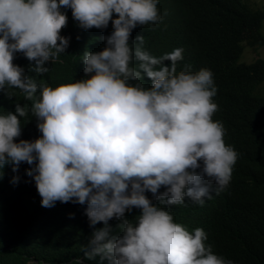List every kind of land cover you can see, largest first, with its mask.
Instances as JSON below:
<instances>
[{
    "label": "trees",
    "instance_id": "obj_1",
    "mask_svg": "<svg viewBox=\"0 0 264 264\" xmlns=\"http://www.w3.org/2000/svg\"><path fill=\"white\" fill-rule=\"evenodd\" d=\"M260 2L140 0L139 37L134 0H89L80 24L78 0H0L3 76L60 57L49 66L56 73L47 81L59 87L43 117L48 127L0 151V264H90L75 259L99 225L90 185L104 147L88 142L90 128L103 140L105 128L122 132L117 139L130 146L186 131L209 139L229 202L225 213L210 214L201 243L212 258L203 262L264 264V59L244 60L248 48L264 46ZM41 5H53L40 16L45 26L35 25ZM122 59L128 67L116 66ZM135 89L174 105L168 123L157 124L161 133L158 119L107 117ZM78 112L74 120L89 125L82 133L68 123ZM209 196L210 205L223 201L213 189ZM127 247L134 262L148 253Z\"/></svg>",
    "mask_w": 264,
    "mask_h": 264
},
{
    "label": "clouds",
    "instance_id": "obj_2",
    "mask_svg": "<svg viewBox=\"0 0 264 264\" xmlns=\"http://www.w3.org/2000/svg\"><path fill=\"white\" fill-rule=\"evenodd\" d=\"M78 1L76 16L80 24L84 21L89 0ZM139 1L134 0L137 14L134 15L133 31H138L140 37L146 24L140 17ZM52 8L53 5H41L38 16L51 15ZM35 25L45 26V23L40 17ZM144 47L152 56L157 55L148 42ZM86 53L89 58L90 49ZM59 58L32 68L17 64L13 72L4 76L0 73L2 153L12 141L22 144L25 138H36L42 127H48L43 117L52 106L53 94L59 87V84L52 85L47 81L56 73L49 66ZM123 63L129 66L123 59L116 66L120 68ZM110 99L115 101L112 96ZM111 107L113 114L109 113L108 118L138 121V125L145 120L158 119L155 127L161 133L157 124L168 123L174 105L168 99L163 103L152 94L145 97L140 89H135L121 105ZM80 112L68 123L72 121L69 127L82 133L89 125L74 120ZM121 133L105 128L103 140L91 128L88 132V142H98L96 148L104 147L95 181L90 185L99 225L87 236V241L82 239L81 255L75 259L90 264H204V259L211 260L210 249H205L206 244L201 241L210 237V214L225 213L229 202L227 192L223 190L228 184L225 178L219 179V171L212 165L215 163L212 142L199 132L186 131L164 141L134 139L135 146H130L117 139ZM211 189L219 196L223 195L222 202L209 204ZM184 204L186 206H180ZM131 230L133 236L119 243ZM129 242L138 250L147 251V255L134 262L129 257Z\"/></svg>",
    "mask_w": 264,
    "mask_h": 264
},
{
    "label": "rangeland",
    "instance_id": "obj_3",
    "mask_svg": "<svg viewBox=\"0 0 264 264\" xmlns=\"http://www.w3.org/2000/svg\"><path fill=\"white\" fill-rule=\"evenodd\" d=\"M254 2L261 3L260 0H254ZM260 5H262V3ZM258 57L264 59V46L258 48L257 51L254 50V48H248L246 53H245L244 60L253 61L254 59H256Z\"/></svg>",
    "mask_w": 264,
    "mask_h": 264
}]
</instances>
